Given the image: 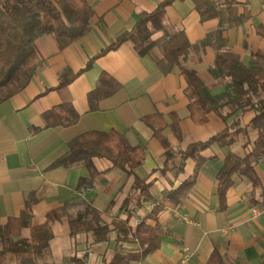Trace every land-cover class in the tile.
Here are the masks:
<instances>
[{"label": "crops", "instance_id": "0c3cea01", "mask_svg": "<svg viewBox=\"0 0 264 264\" xmlns=\"http://www.w3.org/2000/svg\"><path fill=\"white\" fill-rule=\"evenodd\" d=\"M86 1L93 10L88 32L64 47L52 34L39 37L35 44L41 60L35 74L24 88L0 103V225L19 215L29 195L35 199L31 209L33 226L44 222L52 209L84 201L99 210L109 225L105 238L95 242L90 231L71 236L66 219L55 220L51 224L53 236L47 252L39 257L40 264H114L117 252L141 251L136 240L117 241L114 228L115 220L127 218V212L120 208L134 175L98 157L69 168L49 167L67 150L74 136L89 130H114L124 134L131 145L144 149L135 174L144 179L153 198L133 210L128 223L135 227L145 220L161 229L158 247L129 264H177L184 254H188L189 264H209L212 253L223 264H262L264 190L235 174L221 200L214 182L224 156L230 151L245 155L256 130L239 133L230 146L211 144L200 152L197 165L194 158L182 162L177 158L175 165L164 168V149L142 116L155 112L164 116L167 126L163 133L174 152L206 141L222 131L225 123L214 111L202 123L190 118L186 81L177 65L169 72L158 66L157 46L140 55L131 41H125L99 54L118 34L130 31L142 13L153 11L163 0ZM195 1L172 0L164 8L162 26L152 39L182 30L194 44L218 31L224 48L238 54L244 63L264 48V0H213L220 15L207 20H201ZM213 38L200 54L192 51L180 61L216 94L223 91L224 83L208 71L216 52L213 44L219 42ZM66 69L75 77L61 87L59 82L65 78L59 79L58 74ZM102 73L116 86L106 95L92 97ZM107 84L110 87L111 82ZM62 103L73 106L79 115L77 121L69 126L45 127L43 113ZM171 114L177 117L173 123ZM253 115L244 112L241 123L246 124ZM196 168L193 183L180 189L181 196L167 198L166 194L191 178ZM254 169L264 187V165L257 164ZM82 179L87 180L84 185H80ZM155 205L159 209L153 214ZM252 208H259V214L253 216ZM76 209L74 206L70 212ZM20 236L28 238L29 227L22 228Z\"/></svg>", "mask_w": 264, "mask_h": 264}, {"label": "trees", "instance_id": "16d2710c", "mask_svg": "<svg viewBox=\"0 0 264 264\" xmlns=\"http://www.w3.org/2000/svg\"><path fill=\"white\" fill-rule=\"evenodd\" d=\"M170 2L172 0H163L153 11L142 13L130 31L118 34L115 40L99 54L125 41H131L140 55L149 53L154 46H157L160 51V56L156 58L158 66L163 72H169L177 65L186 81L185 92L190 99L187 105L190 118L194 122L202 123L207 120V114L214 111L225 123L222 131L206 141L191 143L185 150L174 152L163 133L167 126L164 116L159 112L142 116L141 120L152 130L164 149V168L175 165L177 158L180 162L194 158L197 160V165L201 160L200 152L203 149L213 143L220 147L230 146L239 133L254 129L256 137L251 142L249 151L243 156L228 152L215 174L214 182L221 200L232 185V177L235 174L247 177L253 186H260L261 190H264L254 169L257 164L264 165V48L257 50L244 63L238 54L224 48L218 31L194 44L188 41L182 30L165 32L159 38L152 39L162 26L164 8ZM195 8L201 20L220 15V10L213 0H196ZM92 15L93 10L86 0H0V103L24 88L35 74L41 60L35 44L39 37L52 34L57 44L64 47L88 32ZM213 37L219 39V42L213 44L216 52L208 71L213 78L224 83L223 91L216 94L212 93L193 69L180 61L181 57L187 56L192 51L200 54L205 46L212 43ZM197 58L199 59L200 56ZM58 77L65 78L59 82L62 87L71 81L75 74L66 69L61 75L59 73ZM99 82L96 91L90 96L106 95L116 86L104 73L101 74ZM107 82H111L110 87ZM249 111L254 115L246 124H242L241 115ZM78 116L71 104L62 103L43 113L44 126H69L77 121ZM171 119L173 123L177 117L171 114ZM93 157L106 158L127 175H134L131 188L120 208L127 212V218L114 221L117 241L133 239L142 247L137 254L115 253L114 264H129L131 260L155 250L161 234L158 224L149 225L142 220L132 227L128 223L133 210L141 207L144 201L153 199L149 195L148 185L144 179L135 174V168L142 163L144 149L131 145L126 136L117 131L89 130L70 139L67 150L49 167L69 168L82 161L87 162ZM180 165L181 163L179 167ZM196 173L197 168L191 178L167 193V198L175 196L179 198L180 189H187L193 183ZM86 181L82 179L80 185H84ZM34 200L29 195L19 215L9 217L0 225V264H40L39 257L47 252L49 241L53 236L51 224L55 220L65 218L71 236L79 232H92L95 242L103 240L110 229L102 219L100 211L84 201L67 202L61 207L52 209L46 213L44 222L33 226L31 209ZM156 205L153 207V214L159 209ZM74 206L77 209L71 213L70 209ZM24 227L30 229L28 238L20 236V230ZM215 255L216 253H212L209 264H223L215 260Z\"/></svg>", "mask_w": 264, "mask_h": 264}, {"label": "built area", "instance_id": "2783aa9c", "mask_svg": "<svg viewBox=\"0 0 264 264\" xmlns=\"http://www.w3.org/2000/svg\"><path fill=\"white\" fill-rule=\"evenodd\" d=\"M251 213H252L253 216L258 215L259 214V208H252L251 209ZM177 264H189V262H188V254H184L180 258V260L178 261Z\"/></svg>", "mask_w": 264, "mask_h": 264}]
</instances>
